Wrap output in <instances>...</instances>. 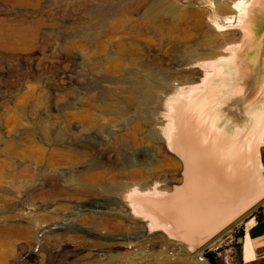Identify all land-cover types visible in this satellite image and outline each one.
<instances>
[{
	"label": "rangeland",
	"instance_id": "374dc122",
	"mask_svg": "<svg viewBox=\"0 0 264 264\" xmlns=\"http://www.w3.org/2000/svg\"><path fill=\"white\" fill-rule=\"evenodd\" d=\"M154 2L168 8L146 20L142 14ZM217 2L0 0V28L26 36L13 44L0 41V234L7 226L12 230L6 240L14 255H23L20 264L103 260L118 251L158 252L161 246L163 253L136 256L133 264H203L162 238L139 241L126 225L94 211L111 213L119 202L117 181L150 176L148 162H160L153 170L161 175L177 169L181 177L179 160L168 151L156 121L162 92L147 84L151 77L183 74L196 50L214 56L230 39L241 38L239 24L214 30L225 15ZM263 6L264 0L256 9ZM253 19H262L254 36L261 38L263 53L264 15ZM131 126L139 127L135 141L127 138ZM55 149L70 150V162L50 166ZM261 149L264 164V145ZM129 161L133 165L124 169ZM66 176L92 180L80 187L61 180ZM260 213L264 216V200L223 230L203 258L211 264L205 253L213 250L220 264H264V247L246 261L237 240L245 223Z\"/></svg>",
	"mask_w": 264,
	"mask_h": 264
},
{
	"label": "bare ground",
	"instance_id": "6f19581e",
	"mask_svg": "<svg viewBox=\"0 0 264 264\" xmlns=\"http://www.w3.org/2000/svg\"><path fill=\"white\" fill-rule=\"evenodd\" d=\"M259 1L218 0L217 2L216 0L219 7L224 8L225 15L219 19V23L213 24L214 30L221 31L228 25L243 23L244 16L250 12V7ZM167 8L168 6L154 2L142 14L143 18L151 21L154 12ZM170 10L173 15L176 14L174 8ZM185 15L198 18L197 13ZM260 23L258 21V24ZM25 38L26 36H22L17 31L0 28V41L13 44L24 41ZM237 40L234 37L233 40L230 39L228 44L214 56H207V53L205 55L199 50L191 53L180 76L173 74L167 78L151 77L149 79L148 89L153 91L160 89L162 92L159 97L162 112H159L156 121L161 125V138L165 139L167 149L175 152L176 155L172 156L179 160L181 177L178 178L177 169L161 175L153 169L156 170L157 166L162 164L148 162L147 168L153 171L150 176L142 174L138 178L134 177L124 182L117 181L115 193L119 202L111 213L105 212L104 208L102 211H94L98 215L108 214L107 222L116 223L118 220L122 226L126 225L128 232H131L134 238L138 237L139 241L162 238L165 243L174 246L178 251H183L195 258L198 256L199 260H203V264H209L202 256L203 250L213 246L216 238L222 234L218 232L214 235L215 233L212 232L225 221L229 223L231 218H235L239 212L249 209L258 201L253 202L256 197L252 198V182L255 176L252 152L254 136L245 127L236 126L230 131L227 128L228 120L223 124V117L218 109L219 100L226 88V77L229 71L234 69L235 51L241 45V41ZM228 46L231 49L227 50ZM193 61L195 62L192 63ZM139 82L145 83L144 80ZM132 126L127 133V138L135 141L138 138L139 127ZM237 137L240 138L238 142ZM69 151L68 149L53 150L48 160L49 165L56 166L70 162ZM140 152H142L141 149ZM257 158L260 167L258 154ZM129 162L124 169L133 165L132 161ZM127 172L140 174V171L136 170H125L124 174ZM261 176L263 177V174ZM79 178L75 179L71 176L61 180L80 185V187L90 185L92 180V176ZM98 219L100 221V218ZM239 221L240 218L233 221L226 229ZM245 225L247 233L242 253L243 258L250 261L255 258L250 236L263 231L264 222L260 223L250 218ZM8 227L6 232L0 234V264H18L23 255L17 257L9 246L6 237H11L12 230H8ZM137 228L139 231H136ZM211 233L213 235H210ZM124 235L123 239H128L129 234ZM128 243L130 244V241ZM129 246L127 245L126 248ZM116 247L121 248L120 245L113 248ZM164 249L165 247L161 246L158 252L118 251L106 255L103 260L92 259L71 264H133L136 262L134 260L136 256L141 258L152 254L157 255L159 252L163 253Z\"/></svg>",
	"mask_w": 264,
	"mask_h": 264
},
{
	"label": "water",
	"instance_id": "95a60500",
	"mask_svg": "<svg viewBox=\"0 0 264 264\" xmlns=\"http://www.w3.org/2000/svg\"><path fill=\"white\" fill-rule=\"evenodd\" d=\"M235 51V58L233 62L234 69L229 71V75L226 77V88L223 95L220 98V106L218 107L221 116L223 117V124L229 122L227 128L232 131L236 126L239 128L245 127L248 131H251L254 136L252 139V152H253V166L255 169V176L252 182V198L256 197L255 202L249 209L242 210L237 214L235 218H231L229 223L225 221L218 226L214 232V235L218 232H223L233 221L241 220L253 207L264 200V164L262 159V146L264 145V99L248 98V92H243L242 75L238 69V50ZM243 131H245L243 129ZM242 133V131L240 132ZM239 137L236 141H239ZM166 142V141H165ZM167 146V143H166ZM169 151V150H168ZM172 155H176L175 152L169 151ZM257 154L261 166L257 163ZM263 174V177L261 176ZM238 223V222H236ZM235 224V223H234ZM233 224V225H234ZM210 235H213V234ZM218 238V237H217ZM216 238V239H217ZM238 243H244V235L238 236Z\"/></svg>",
	"mask_w": 264,
	"mask_h": 264
},
{
	"label": "crops",
	"instance_id": "0c3cea01",
	"mask_svg": "<svg viewBox=\"0 0 264 264\" xmlns=\"http://www.w3.org/2000/svg\"><path fill=\"white\" fill-rule=\"evenodd\" d=\"M261 1L262 0H260L259 3ZM259 3L253 4V6L250 7L249 14H246L244 19L242 18L244 21L239 24L242 26L240 28L242 35L241 38L237 40L241 41L237 63L240 75H242L243 79V92H248V98L251 97L253 99H264V46L263 53H261V38L254 36V29L259 26L258 21L260 22L262 19L256 21L253 19L256 13L264 15V6L256 9ZM256 220L260 223L264 222V218L262 220ZM246 233L245 227L242 233L244 235V243L246 241ZM259 239L262 241L258 242ZM249 240L255 256L256 250L264 247V230L251 235ZM244 243L242 245H244Z\"/></svg>",
	"mask_w": 264,
	"mask_h": 264
},
{
	"label": "trees",
	"instance_id": "16d2710c",
	"mask_svg": "<svg viewBox=\"0 0 264 264\" xmlns=\"http://www.w3.org/2000/svg\"><path fill=\"white\" fill-rule=\"evenodd\" d=\"M264 218L263 214L260 213L258 215V219L262 220ZM241 245V244H240ZM206 258L211 262V264H220L218 263V261L216 260V252L213 250H209L205 253Z\"/></svg>",
	"mask_w": 264,
	"mask_h": 264
}]
</instances>
